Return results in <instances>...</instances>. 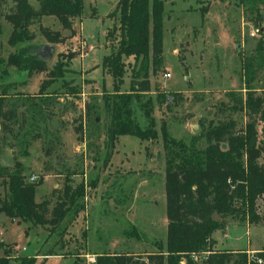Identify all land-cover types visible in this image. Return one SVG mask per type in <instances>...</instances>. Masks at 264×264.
<instances>
[{
    "label": "rangeland",
    "instance_id": "rangeland-1",
    "mask_svg": "<svg viewBox=\"0 0 264 264\" xmlns=\"http://www.w3.org/2000/svg\"><path fill=\"white\" fill-rule=\"evenodd\" d=\"M115 1L83 0L82 13L72 30L62 29L53 16H44L30 26L37 51H42V46L48 43L43 29L60 32L62 40L55 43L47 63L52 66L59 55L73 53L69 66L79 73L76 76L81 89L79 95L65 93L67 90L61 88L58 81L47 87L50 90L55 86L61 94L59 99L46 105L44 120L39 119L37 130L32 133L39 137L27 146V154H21L22 149L12 135L0 132V165L11 168L18 159L28 179L43 177L36 188L37 201L57 199V191L63 188L67 177L66 166L76 172L68 177L74 184L88 181L94 173L92 156L103 145L104 135L100 131L101 134L93 138L88 136L84 102L103 88L113 91V78L102 71L100 63L115 43L112 36H106L117 20ZM242 1L163 0V61L150 76L149 89L142 94L143 99L151 97L154 100L162 92L169 98L160 105L155 102L157 128L163 120L169 134L186 142L198 135L201 121L206 126L210 121L232 119L236 130L244 129L249 117L243 108H238L234 99L245 97V60L253 71L250 87L257 94L264 89V0ZM29 2L34 8L38 7L37 1ZM14 6V0H0V57L4 58L14 47L8 44L12 26L3 15ZM253 27H258L260 33L252 37L249 32ZM258 44L262 47L260 51ZM132 65L133 59L128 58L127 70L119 86L121 92L130 89ZM166 72L170 77H163ZM72 75L69 73L68 76ZM47 76V72L34 73L30 77L23 74L20 81L24 79L26 84L21 85L19 75L10 68L6 80L16 81V88L10 92L23 91L28 96H35ZM131 108L137 124L146 126V119L135 100ZM80 123L84 124L82 131L77 130ZM260 128L261 123L257 120L259 132ZM50 134L54 135L53 142L49 141ZM205 145L202 138L198 146L203 148ZM47 146H51L50 150ZM259 162L264 165V152ZM164 175L161 136L157 140L141 141L132 135H121L115 141L110 163L99 171L96 186L87 187L84 210L71 234L62 238L64 247L60 248L59 243L53 245L54 236H49L47 229L12 220L0 212V255L3 254L1 246L8 245L12 254L18 252L17 257L38 254L35 264H88L87 257L93 255L96 260L94 253L100 252H130L145 257L146 253L158 250V245L165 241ZM5 190L0 179V198ZM257 212L261 217L257 223L226 217V226L215 231L220 242L216 246L246 250L248 254L264 249V195L257 199ZM131 224L140 231L141 238L128 237L124 233ZM23 246L25 250L20 251ZM51 246L61 249L59 252L63 256L47 255L44 258L43 253ZM252 248L257 249L253 251Z\"/></svg>",
    "mask_w": 264,
    "mask_h": 264
},
{
    "label": "trees",
    "instance_id": "trees-1",
    "mask_svg": "<svg viewBox=\"0 0 264 264\" xmlns=\"http://www.w3.org/2000/svg\"><path fill=\"white\" fill-rule=\"evenodd\" d=\"M14 1L12 11L3 15L12 26L8 44L14 50L7 57H0V132L12 135L22 149L21 154L25 155L32 139L39 137V134L32 133L37 130L39 119L44 120L46 105L59 99L61 94L55 86L50 90L47 87L58 81L59 86L67 90L65 93L81 94L76 76L79 73L69 66L74 54H61L49 66L36 50L30 26L44 16H53L62 29L72 30L82 13L83 0H35L37 8L29 0ZM162 10L163 0H118L116 4L114 15L117 20L106 34L112 36L115 43L100 63L102 71L113 78V91L103 88L84 102L88 136L93 138L101 134L100 131L104 135L103 145L92 156L94 173L88 181L72 183L68 177L76 172L66 166L67 177L63 188L57 191V199L53 202L37 201L36 188L43 177L28 179L23 164L16 159L11 168L0 165V179L6 189L0 198V212L12 220L47 229L49 236H54L53 245L59 243L60 248L64 247L62 238L71 234L84 210L86 189L96 186L100 169L110 163L117 138L132 135L141 141H150L161 136L167 219L164 243L142 258L130 252L94 253L96 260L89 264H264V249L251 254L246 250L215 249L212 237L216 230L226 226L224 219L228 216L251 223L261 219L257 199L264 195V165L259 162L264 152V89L257 94L250 87L253 71L245 60V97H235L232 93L238 108H243L249 117L243 130H236L232 119L217 123L210 121L206 126L201 121L198 135L186 142L169 134L163 120L157 128L155 102L160 105L168 101V96L159 92L153 100L151 97L143 99L142 94L149 89L150 76L163 61ZM43 32L48 43L55 45L62 40L58 30L46 28ZM261 49L258 44L257 50ZM128 58L133 59L130 89L121 92L119 86L127 70ZM10 68L17 72L19 81L23 74L30 77L34 73L47 72L48 76L41 82L35 96H28L23 91L12 93L11 89L17 84L6 80ZM69 73L73 75L68 76ZM20 84L25 85L26 80L21 79ZM134 100L146 119L144 127L139 126L133 117L131 107ZM257 120L261 123L260 132ZM83 125L78 124L77 130L82 131ZM50 135L49 141L53 142L54 135ZM202 138L206 141L203 148L198 146ZM50 147L46 149L50 150ZM124 233L128 237L141 238L140 231L133 224ZM51 247L43 253L44 256L63 254L59 252L61 249ZM1 248L0 264L36 263L38 254L16 257L8 245Z\"/></svg>",
    "mask_w": 264,
    "mask_h": 264
},
{
    "label": "water",
    "instance_id": "water-1",
    "mask_svg": "<svg viewBox=\"0 0 264 264\" xmlns=\"http://www.w3.org/2000/svg\"><path fill=\"white\" fill-rule=\"evenodd\" d=\"M54 47L55 45L53 43H46L44 44V46H42V51L41 49L38 50V53L40 55V57L48 62L54 52ZM167 100H169V98H167ZM222 147H225V144L222 145Z\"/></svg>",
    "mask_w": 264,
    "mask_h": 264
},
{
    "label": "built area",
    "instance_id": "built-area-1",
    "mask_svg": "<svg viewBox=\"0 0 264 264\" xmlns=\"http://www.w3.org/2000/svg\"><path fill=\"white\" fill-rule=\"evenodd\" d=\"M259 33H260V29L258 27H253V28H251V30L249 32V35L253 37V36H256ZM84 44H85V42H83V45ZM163 77L164 78L170 77V73L169 72L164 73ZM31 179L34 180L35 179V176L31 177ZM23 250H25V246H23L20 251H23ZM12 255L17 257L18 256V252H15ZM87 260H88V264L95 262V259H94V256L93 255L88 256L87 257Z\"/></svg>",
    "mask_w": 264,
    "mask_h": 264
},
{
    "label": "crops",
    "instance_id": "crops-1",
    "mask_svg": "<svg viewBox=\"0 0 264 264\" xmlns=\"http://www.w3.org/2000/svg\"><path fill=\"white\" fill-rule=\"evenodd\" d=\"M116 2H118V0H116L115 3H116ZM73 27H74V26H73ZM78 219H79V216H78ZM77 224H78V223H77ZM77 224H76V225H77ZM76 225H75V226H76ZM215 233H216V232H214V233H213V236H212V237L214 238V240L216 241L215 244H214V248H215V249H219V247H217L216 245H218V243H220V242L217 240L218 238H216ZM256 249H257V248H252L251 250L254 251V250H256ZM249 251H250V250H249ZM60 253H61V252H60ZM48 256H51V255H48ZM55 256H58V257L61 258L63 255H62V254H56ZM37 257H38V256H37ZM44 258H46V256H44Z\"/></svg>",
    "mask_w": 264,
    "mask_h": 264
}]
</instances>
